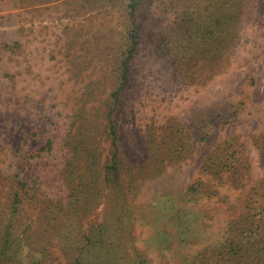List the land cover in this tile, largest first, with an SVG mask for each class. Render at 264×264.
<instances>
[{"label":"rangeland","instance_id":"1","mask_svg":"<svg viewBox=\"0 0 264 264\" xmlns=\"http://www.w3.org/2000/svg\"><path fill=\"white\" fill-rule=\"evenodd\" d=\"M130 1L0 0V264H264V0Z\"/></svg>","mask_w":264,"mask_h":264},{"label":"trees","instance_id":"2","mask_svg":"<svg viewBox=\"0 0 264 264\" xmlns=\"http://www.w3.org/2000/svg\"><path fill=\"white\" fill-rule=\"evenodd\" d=\"M154 1V0H153ZM158 4H156V7H157ZM135 6H136V3L134 0H131L130 3L128 4V9H129V16L131 17L133 15V12L135 11ZM155 6V5H154ZM10 228L11 227H5L4 231H3V238L4 239H8V236L9 235H12V233L10 234Z\"/></svg>","mask_w":264,"mask_h":264}]
</instances>
